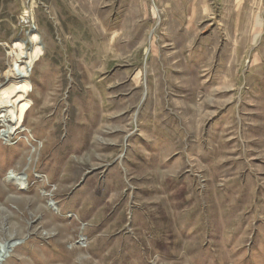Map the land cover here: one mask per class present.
<instances>
[{
	"label": "rangeland",
	"instance_id": "rangeland-1",
	"mask_svg": "<svg viewBox=\"0 0 264 264\" xmlns=\"http://www.w3.org/2000/svg\"><path fill=\"white\" fill-rule=\"evenodd\" d=\"M32 30L2 264H264V0H0L1 89Z\"/></svg>",
	"mask_w": 264,
	"mask_h": 264
},
{
	"label": "bare ground",
	"instance_id": "bare-ground-1",
	"mask_svg": "<svg viewBox=\"0 0 264 264\" xmlns=\"http://www.w3.org/2000/svg\"><path fill=\"white\" fill-rule=\"evenodd\" d=\"M34 32L35 31L32 30L28 33L29 36L31 37V39H29L28 42L31 43L32 48L28 50H24L23 52L20 51V54L18 57L16 56V49L17 48L21 49L22 45H24L25 43L15 42L13 44L12 51L8 55L9 57L13 56L15 61L13 65H11L12 66L11 69H9V71H7L4 74V78L6 79L5 85L9 83L8 84L9 86L5 89L4 88L1 89L3 85H0V114L1 113L5 114V115L3 114L2 116H0V121L2 123L10 122L11 124L15 126L14 129L12 128L15 131L18 128L22 127L20 124L23 122V119L26 113H28L30 107L32 106V103H30V100L28 99L29 93L32 90L31 83L29 82V80H30V74L32 70V64L35 63V61L37 60V56L39 57L40 55L39 52L41 50L40 43L36 41L37 37L35 34H33ZM7 130L9 129L7 128ZM3 133H6V132H3ZM6 134L4 136L8 137L11 134V132L10 134L8 133ZM5 140H8V139H5ZM19 176H20L19 174L15 176H12L9 174L6 177L5 182L6 181H10V182L16 181L17 183L22 182V178H18ZM3 213H6V211L4 210L0 211V217L3 216L2 215ZM5 217L3 216V218ZM12 247H15V244H13V240H11V238L9 239L5 238L3 242L0 244V264H2L3 261H5L6 256L9 253L8 251Z\"/></svg>",
	"mask_w": 264,
	"mask_h": 264
},
{
	"label": "crops",
	"instance_id": "crops-1",
	"mask_svg": "<svg viewBox=\"0 0 264 264\" xmlns=\"http://www.w3.org/2000/svg\"><path fill=\"white\" fill-rule=\"evenodd\" d=\"M255 23V22H254Z\"/></svg>",
	"mask_w": 264,
	"mask_h": 264
}]
</instances>
